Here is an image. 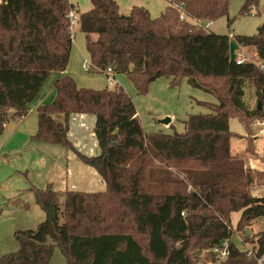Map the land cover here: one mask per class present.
<instances>
[{"label": "trees", "instance_id": "1", "mask_svg": "<svg viewBox=\"0 0 264 264\" xmlns=\"http://www.w3.org/2000/svg\"><path fill=\"white\" fill-rule=\"evenodd\" d=\"M91 1L93 9L80 14L78 23L98 72L112 68L114 75H127L140 94L159 78H169L172 86L187 78L191 86L213 93L218 104H203L209 114L190 115L184 134L147 135L122 87L81 88L65 74L74 43L68 15L75 7L69 0H1L0 136L4 125L28 115L30 104L58 74L54 100L37 107L32 140L76 154L106 190L56 191L48 183L28 189L45 220L37 229L17 230V249L1 256L0 264H50L55 249L65 264H199L204 252L225 242L229 255L221 264H257L231 239L237 233L254 244L256 257L264 254V231L253 239L245 234L264 218V197L251 192L249 159L258 155L252 137L244 155L231 152L229 122L237 118L247 132L253 123H264V70L237 64L229 53L235 41L252 48L264 64V24L254 36L231 38L182 21L172 6L214 23L227 15L230 0H167L158 18L144 7L122 15L115 0ZM258 1L246 0L240 15ZM248 87L254 107L246 99ZM73 115L94 116L96 156L78 152L69 140ZM234 212H241L236 228ZM111 215L115 222L107 225Z\"/></svg>", "mask_w": 264, "mask_h": 264}, {"label": "rangeland", "instance_id": "2", "mask_svg": "<svg viewBox=\"0 0 264 264\" xmlns=\"http://www.w3.org/2000/svg\"><path fill=\"white\" fill-rule=\"evenodd\" d=\"M69 1L79 11L77 13L78 16L93 9L91 0ZM245 1L230 0L227 15L215 19L209 31L217 35L227 36L256 35L259 28L264 24V0H259L258 4L247 15L241 16L240 12ZM116 2L122 15H128L134 6L141 5L149 11L152 18H158L169 4L167 0H116ZM72 36L74 39L72 49L77 52V56L69 62V76L75 80L78 87L84 86L81 88L90 87L101 90L114 88L116 84L122 87L132 98L139 121L147 135L184 134L186 132L185 121L190 115L209 114L211 113L210 109L203 104H218V98L213 93L191 86L187 78H183L177 86H172L169 78H159L149 85L146 94H140L132 80L125 74H113V79L111 75H107L106 71L98 72L94 67L90 72H84L82 70V63L85 59L89 60V55L86 50L85 36L80 31L79 23H76L72 27ZM239 54H242L245 58H255V51L252 48H244L240 50ZM215 85L221 86L222 83L217 82ZM47 87L48 82L45 84L43 91H46ZM246 92L248 104L254 107L256 101L253 89L248 87ZM33 116L35 114H29V118L32 119L34 118ZM169 120L170 123L168 125L163 123V121ZM18 124L12 122L10 130ZM229 125L230 131L234 135L230 140L231 152L240 154L246 146L245 138L257 135L256 151L258 152L257 155H262L261 162L263 164L264 131L262 129H264V126L262 123H253L249 132H247L245 126L237 118H231ZM6 134L7 132L5 131L0 136V257L16 251L17 243L14 233L17 230H34L37 229L39 224L44 222L45 213L36 205L33 195L28 189L36 185H44L49 174L52 173L54 159L58 157L55 152L48 153L49 156L47 157L46 154L35 149L19 153L17 146L13 142H4ZM250 171V176L253 180L252 195L254 197H264V168ZM173 173L177 177L183 178V174L178 170H174ZM55 184L58 185L57 182ZM19 186L26 188L13 193L14 189H17ZM89 186L90 184L85 182L80 189L100 191L98 189L91 190V188H88ZM258 190L260 195L257 194ZM113 215L110 216L106 223L107 225L115 222ZM240 217L241 212L231 214L233 228H236ZM262 231H264L263 217L256 219L246 228V238L253 239ZM231 240L237 248L243 251H247L254 246L249 240L244 241L245 239L243 240L237 233L232 236ZM221 263V260H204L202 257L199 264ZM50 264H65L64 257L59 249H55Z\"/></svg>", "mask_w": 264, "mask_h": 264}, {"label": "crops", "instance_id": "3", "mask_svg": "<svg viewBox=\"0 0 264 264\" xmlns=\"http://www.w3.org/2000/svg\"><path fill=\"white\" fill-rule=\"evenodd\" d=\"M76 56H77V52H75L72 49L70 62ZM69 70L70 67L68 65L65 71V74L68 76L70 75ZM58 77H59L58 74H53L50 77V79L48 80V87L46 88V91H42L40 97L37 98L36 101H34L32 104H30L28 115L16 127H13L10 130V127L12 126V122L7 124L5 129L7 134L4 138V142L6 143L13 142L17 146V150L19 153H24L26 150L29 149H35L37 151H41L43 154H46L47 157L49 156L48 153H52V152L56 153L58 157L54 159L55 166L53 165L52 173L49 174L44 185L46 183L52 184L54 190L56 191L74 190V191H83L87 193H95L96 191H86L84 189H80L85 184V182H88V184H90L88 188H91V190L98 189L100 190L99 192H104L106 190L105 182L102 180V178L93 168L88 167L87 165L82 163L76 154L61 146H54V145L48 146L49 144L37 143L32 140V136L35 135L37 131L38 119L35 118L37 117V113H35L37 111V107L40 105L50 104L54 100L56 96V91L53 87V82ZM30 113L35 114V116H33L34 118L32 119L29 118ZM94 127H95V118L94 116L91 115H73L71 116L69 121V128H70L68 133L69 140L72 142V144L74 145V147L78 152L86 156H96L99 153L98 143L94 134ZM256 136L257 135L252 136L255 147H257ZM245 140H246V146L241 153L246 152L248 140L246 138ZM261 157L262 155L260 156L258 155L257 157L254 158L251 157L249 159V164L252 170H258L264 168V163L262 164ZM56 182L58 183V185L55 184ZM24 188L26 187L19 186L17 189H14L13 193L14 192L17 193L19 192L18 190ZM257 194H259V190Z\"/></svg>", "mask_w": 264, "mask_h": 264}, {"label": "built area", "instance_id": "4", "mask_svg": "<svg viewBox=\"0 0 264 264\" xmlns=\"http://www.w3.org/2000/svg\"><path fill=\"white\" fill-rule=\"evenodd\" d=\"M1 1V0H0ZM172 6L174 8H176L177 10H179L180 12V19L182 21H188L191 24H193L196 27L202 28L205 31H209L211 26H212V22H202L200 20H197L195 18H190L188 17L183 11H182V6L178 5L177 3H172ZM184 6V5H183ZM69 22H70V26H71V30L72 27L78 23L79 21V17L77 15V11L75 9L70 10L69 15ZM234 35H230L231 38H233ZM238 45V44H237ZM245 47H242L240 45H238V49L236 50V62L237 64H242L245 62H250V63H254L256 64L261 70H264V64L261 63L257 57L256 54L254 55L255 58H245L242 54H239L240 50L244 49ZM93 66L90 62V60L85 59L83 60L82 63V70L84 72H90L92 70ZM97 70V69H96ZM98 71V70H97ZM106 73L108 76H112V78L114 79V75H113V70L112 68H108L106 70ZM117 85V84H116ZM262 125L264 126V123H262ZM7 125H4V127H6ZM264 131V129H262ZM264 133V132H263ZM206 253H210L212 255V258H217L218 260H225L227 258V256L229 255V249H228V242L223 243L221 248H214L211 250H208L206 252H204L203 255H205ZM248 257H255L257 259V264H264V254L261 255L260 257H256L255 255V251L253 250V248L248 249L246 251Z\"/></svg>", "mask_w": 264, "mask_h": 264}, {"label": "water", "instance_id": "5", "mask_svg": "<svg viewBox=\"0 0 264 264\" xmlns=\"http://www.w3.org/2000/svg\"><path fill=\"white\" fill-rule=\"evenodd\" d=\"M238 49V45L235 41H231L230 42V60L231 61H235L236 60V50ZM259 107H261V103H259ZM163 123L165 125H168L170 123V120L169 121H163ZM212 258V255L210 253H206L204 256H203V259L204 260H208V259H211Z\"/></svg>", "mask_w": 264, "mask_h": 264}]
</instances>
